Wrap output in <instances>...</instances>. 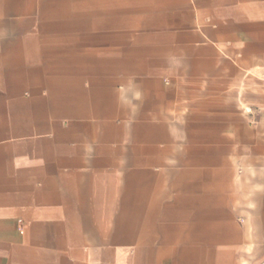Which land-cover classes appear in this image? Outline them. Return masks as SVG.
Returning <instances> with one entry per match:
<instances>
[{
  "label": "crops",
  "instance_id": "crops-1",
  "mask_svg": "<svg viewBox=\"0 0 264 264\" xmlns=\"http://www.w3.org/2000/svg\"><path fill=\"white\" fill-rule=\"evenodd\" d=\"M0 264H264V0H0Z\"/></svg>",
  "mask_w": 264,
  "mask_h": 264
}]
</instances>
